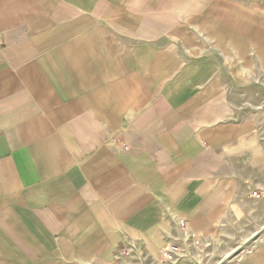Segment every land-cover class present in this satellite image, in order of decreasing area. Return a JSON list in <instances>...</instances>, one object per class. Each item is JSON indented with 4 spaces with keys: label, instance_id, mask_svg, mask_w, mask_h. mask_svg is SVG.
<instances>
[{
    "label": "crops",
    "instance_id": "1",
    "mask_svg": "<svg viewBox=\"0 0 264 264\" xmlns=\"http://www.w3.org/2000/svg\"><path fill=\"white\" fill-rule=\"evenodd\" d=\"M180 220L177 264H264V0H0V264L158 261Z\"/></svg>",
    "mask_w": 264,
    "mask_h": 264
},
{
    "label": "built area",
    "instance_id": "2",
    "mask_svg": "<svg viewBox=\"0 0 264 264\" xmlns=\"http://www.w3.org/2000/svg\"><path fill=\"white\" fill-rule=\"evenodd\" d=\"M114 142H116V144L120 145L121 147L124 145L122 142ZM253 196L255 198H260L258 193H253ZM179 225L181 230L180 239L182 240L185 248L182 249L178 244L175 243L162 246L157 250L159 264H177L184 252H186V249H188L187 247L191 246V244L194 246H199V241L191 238L186 222L180 220ZM260 237L264 242V228L260 233Z\"/></svg>",
    "mask_w": 264,
    "mask_h": 264
},
{
    "label": "rangeland",
    "instance_id": "3",
    "mask_svg": "<svg viewBox=\"0 0 264 264\" xmlns=\"http://www.w3.org/2000/svg\"><path fill=\"white\" fill-rule=\"evenodd\" d=\"M211 253L212 252H208L207 255L204 256L201 264H214V262H216L217 255L215 253L212 255ZM130 257V264H159V262L155 259V257H153V255L145 246H142L138 252L134 254L131 253ZM212 259L213 261H211Z\"/></svg>",
    "mask_w": 264,
    "mask_h": 264
}]
</instances>
